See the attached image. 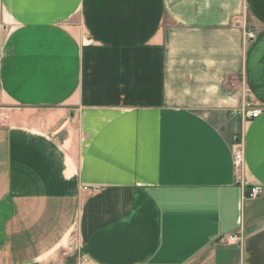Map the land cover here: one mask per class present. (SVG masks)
Wrapping results in <instances>:
<instances>
[{
  "label": "crops",
  "instance_id": "obj_1",
  "mask_svg": "<svg viewBox=\"0 0 264 264\" xmlns=\"http://www.w3.org/2000/svg\"><path fill=\"white\" fill-rule=\"evenodd\" d=\"M0 18V264H264V0Z\"/></svg>",
  "mask_w": 264,
  "mask_h": 264
},
{
  "label": "built area",
  "instance_id": "obj_2",
  "mask_svg": "<svg viewBox=\"0 0 264 264\" xmlns=\"http://www.w3.org/2000/svg\"><path fill=\"white\" fill-rule=\"evenodd\" d=\"M247 38L250 41H253L255 39V34L253 32L247 33ZM261 111L260 110H249L246 112V118L248 120L256 119L260 116ZM233 165L235 171L238 173L237 177L240 178L239 173L242 172V170L245 167V151L243 145L239 144L236 147L234 156H233ZM261 195V189L258 187L251 188L248 192L249 198H257ZM228 241L231 243H237L240 240V236L238 234L230 235L227 237Z\"/></svg>",
  "mask_w": 264,
  "mask_h": 264
},
{
  "label": "rangeland",
  "instance_id": "obj_3",
  "mask_svg": "<svg viewBox=\"0 0 264 264\" xmlns=\"http://www.w3.org/2000/svg\"><path fill=\"white\" fill-rule=\"evenodd\" d=\"M4 26H6V25L4 23H2V20L0 18V44L2 43V38L5 34L4 29H3ZM247 195H248V192H247ZM226 241H228L227 237H226Z\"/></svg>",
  "mask_w": 264,
  "mask_h": 264
}]
</instances>
